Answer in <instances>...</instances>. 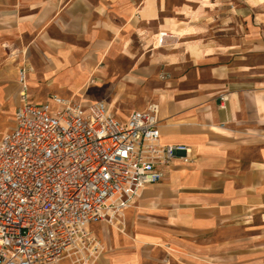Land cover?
<instances>
[{
    "label": "crops",
    "instance_id": "obj_1",
    "mask_svg": "<svg viewBox=\"0 0 264 264\" xmlns=\"http://www.w3.org/2000/svg\"><path fill=\"white\" fill-rule=\"evenodd\" d=\"M22 67L36 102L104 100L122 120L159 103L162 143L195 155L122 226L87 225L96 264H264V0H0V137Z\"/></svg>",
    "mask_w": 264,
    "mask_h": 264
},
{
    "label": "built area",
    "instance_id": "obj_2",
    "mask_svg": "<svg viewBox=\"0 0 264 264\" xmlns=\"http://www.w3.org/2000/svg\"><path fill=\"white\" fill-rule=\"evenodd\" d=\"M158 35L161 46L170 33ZM27 76L22 67L14 126L0 137V264H95L105 247L87 225L122 222L146 186L195 155L162 143L157 102L122 120L104 100L33 101Z\"/></svg>",
    "mask_w": 264,
    "mask_h": 264
},
{
    "label": "rangeland",
    "instance_id": "obj_3",
    "mask_svg": "<svg viewBox=\"0 0 264 264\" xmlns=\"http://www.w3.org/2000/svg\"><path fill=\"white\" fill-rule=\"evenodd\" d=\"M20 91H21V89H20ZM19 95H20V93H19ZM10 106L9 105H4L3 107H2V111H1V115H3V117H5V115H7L8 113H10L9 111H10ZM8 116H12V114H8ZM1 119H2V116H0V130H2V123H1ZM11 123H9V125H10ZM122 219V222H119V219H117V220H115L114 221V224H110V223H108V222H106V221H103V222H100L98 225H100V226H102V224H106V225H108V226H111L112 228H115V229H117L118 227H120V226H122V224H123V222H124V219H125V216L124 217H122L121 218ZM256 222H258V220H256ZM99 229V228H98ZM241 236V235H240ZM99 240V239H98ZM100 242H102L101 240H100ZM97 260H98V258H97ZM97 260H96V262H97ZM96 262H95V264H96Z\"/></svg>",
    "mask_w": 264,
    "mask_h": 264
}]
</instances>
